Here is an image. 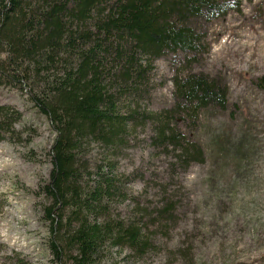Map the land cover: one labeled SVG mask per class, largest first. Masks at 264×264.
Listing matches in <instances>:
<instances>
[{"label":"rangeland","instance_id":"rangeland-1","mask_svg":"<svg viewBox=\"0 0 264 264\" xmlns=\"http://www.w3.org/2000/svg\"><path fill=\"white\" fill-rule=\"evenodd\" d=\"M223 4L198 62L181 53L155 60L148 97L121 109L131 117L124 142L87 146L125 190L102 219L139 231L136 247L105 244L98 264H264V0ZM188 70L225 82L229 107L185 111L175 123L174 80ZM0 102L23 112L14 141H0V264H47L48 200L36 191L54 134L25 93L0 89ZM167 121L176 147L159 144Z\"/></svg>","mask_w":264,"mask_h":264},{"label":"trees","instance_id":"trees-1","mask_svg":"<svg viewBox=\"0 0 264 264\" xmlns=\"http://www.w3.org/2000/svg\"><path fill=\"white\" fill-rule=\"evenodd\" d=\"M223 1L0 0V89L25 93L54 134L49 175L36 191L48 200L47 264H98L112 240L139 245L134 227L102 219L125 190L111 163L94 161L87 146L124 142L131 117L121 109L148 97L155 60L181 53L187 64L198 62L207 24L226 12ZM174 84L175 123L185 111L230 105L218 76L188 70ZM22 116L0 102V141H14ZM160 132L159 144L176 147L169 121Z\"/></svg>","mask_w":264,"mask_h":264}]
</instances>
